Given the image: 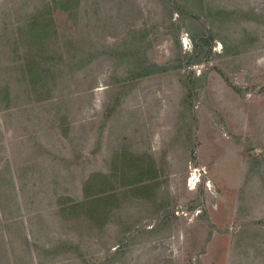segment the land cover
<instances>
[{
    "label": "rangeland",
    "instance_id": "rangeland-1",
    "mask_svg": "<svg viewBox=\"0 0 264 264\" xmlns=\"http://www.w3.org/2000/svg\"><path fill=\"white\" fill-rule=\"evenodd\" d=\"M54 1L0 0V264H264V0Z\"/></svg>",
    "mask_w": 264,
    "mask_h": 264
},
{
    "label": "trees",
    "instance_id": "trees-1",
    "mask_svg": "<svg viewBox=\"0 0 264 264\" xmlns=\"http://www.w3.org/2000/svg\"><path fill=\"white\" fill-rule=\"evenodd\" d=\"M73 1V0H63L62 3H59V7L60 8H67L69 3ZM53 2H55L53 0ZM66 5V6H64ZM62 6V7H61ZM64 8V9H65ZM66 10V9H65ZM45 14V13H44ZM52 18L50 16V14L45 17L42 13L38 14V16H32L30 18V20L28 21L27 26L29 27V30L27 31V39L28 41H30V45L26 44L25 46L27 47L26 49V55H25V64H23V66H20V78L21 80H24V73H23V69L28 72V79L33 83V85L36 82H39L41 79V75L39 70V64L42 65V68L45 67H53L55 65V60L54 58L47 56V57H43L42 56V52L37 51V49L42 46V40L44 39H48V30L51 28V24H53L52 22ZM25 39V38H24ZM22 38V36L19 37V39L17 40L18 43L23 42L24 40ZM33 43V44H32ZM36 45V46H35ZM30 47L29 51L28 48ZM36 49V50H35ZM37 51V52H36ZM46 51V49H45ZM33 55V56H32ZM24 58V59H25ZM39 67V68H37ZM14 67H9V68H2V71H6V73L13 71ZM41 69V68H40ZM44 70V69H43ZM42 70V71H43ZM8 85H0V105L5 102H9L12 100V96H11V92L8 91ZM38 93H36L35 95H37ZM76 205L72 206L75 207ZM4 232V231H3ZM5 233V232H4ZM3 237V233L0 234V237ZM7 236V235H6ZM5 237V240L6 239Z\"/></svg>",
    "mask_w": 264,
    "mask_h": 264
}]
</instances>
